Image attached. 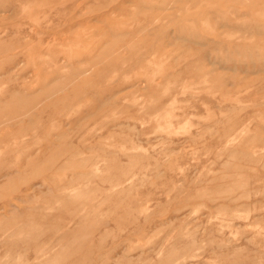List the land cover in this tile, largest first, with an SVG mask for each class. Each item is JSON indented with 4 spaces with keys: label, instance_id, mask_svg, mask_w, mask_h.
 <instances>
[{
    "label": "rangeland",
    "instance_id": "obj_1",
    "mask_svg": "<svg viewBox=\"0 0 264 264\" xmlns=\"http://www.w3.org/2000/svg\"><path fill=\"white\" fill-rule=\"evenodd\" d=\"M0 264H264V0H0Z\"/></svg>",
    "mask_w": 264,
    "mask_h": 264
},
{
    "label": "bare ground",
    "instance_id": "obj_2",
    "mask_svg": "<svg viewBox=\"0 0 264 264\" xmlns=\"http://www.w3.org/2000/svg\"><path fill=\"white\" fill-rule=\"evenodd\" d=\"M53 183H54V182H53ZM68 224H69V223H68ZM62 229H63V228H62ZM67 229H68V228H67ZM68 231H69V230H68ZM68 231H67V232H68ZM62 233H63V231H62ZM68 234H69V233H68ZM71 234H72V233H71ZM75 234H76V232H75ZM64 236H65V234H64ZM7 237H8V236H7ZM54 237H55V236H54ZM62 237H63V236H62ZM62 237H61V235H60V239H61ZM69 237H70V236H69ZM73 237H74V235H73ZM71 238H72V236H71ZM55 239H56V238H55ZM55 239H54V242L57 240V239H56V240H55ZM63 239H65V238H63ZM67 239H68V238H67ZM75 239H76V238H74V240H75ZM58 240H59V238H58ZM50 247H51V246H50ZM49 249H50V248H49ZM89 252H90V250L88 251V253H89ZM88 253H87V254H88Z\"/></svg>",
    "mask_w": 264,
    "mask_h": 264
}]
</instances>
